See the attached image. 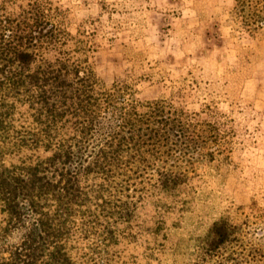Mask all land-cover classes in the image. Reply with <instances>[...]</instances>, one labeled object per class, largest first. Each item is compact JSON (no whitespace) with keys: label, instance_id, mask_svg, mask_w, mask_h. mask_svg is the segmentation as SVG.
<instances>
[{"label":"trees","instance_id":"1","mask_svg":"<svg viewBox=\"0 0 264 264\" xmlns=\"http://www.w3.org/2000/svg\"><path fill=\"white\" fill-rule=\"evenodd\" d=\"M229 16L255 41L264 35V0H233ZM86 25L57 0H0V241L18 235L0 264H110L111 246L128 238L120 225L142 209L159 214L187 184L175 158L201 157L219 135L167 100L106 86ZM240 227L214 220L194 264L242 256Z\"/></svg>","mask_w":264,"mask_h":264},{"label":"rangeland","instance_id":"2","mask_svg":"<svg viewBox=\"0 0 264 264\" xmlns=\"http://www.w3.org/2000/svg\"><path fill=\"white\" fill-rule=\"evenodd\" d=\"M57 2L87 23L94 69L106 86L127 84L141 102L167 100L219 134L202 143L201 157L187 152L198 160L175 158L187 184L159 214L142 209L135 225L118 226L128 238L111 246L110 264H194L200 238L221 216L240 224L246 249L203 264H264L256 255L264 254V35L257 42L230 25L233 0ZM17 241L11 233L0 247Z\"/></svg>","mask_w":264,"mask_h":264}]
</instances>
